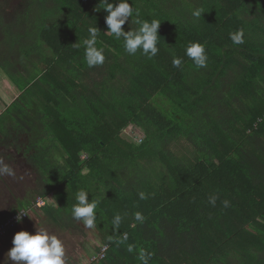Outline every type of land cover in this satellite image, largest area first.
Returning a JSON list of instances; mask_svg holds the SVG:
<instances>
[{
	"label": "trees",
	"instance_id": "obj_1",
	"mask_svg": "<svg viewBox=\"0 0 264 264\" xmlns=\"http://www.w3.org/2000/svg\"><path fill=\"white\" fill-rule=\"evenodd\" d=\"M127 2L124 31L160 21L151 59L107 32L104 0H0V69L19 90L0 111V161L34 175L19 196L22 179L0 175V222L40 196L42 223L78 232L70 209L85 190L106 242L88 264H140L141 249L148 264H264V0ZM90 27L105 56L93 67ZM190 42L204 46L206 67L185 55ZM129 125L139 143L121 134Z\"/></svg>",
	"mask_w": 264,
	"mask_h": 264
},
{
	"label": "clouds",
	"instance_id": "obj_2",
	"mask_svg": "<svg viewBox=\"0 0 264 264\" xmlns=\"http://www.w3.org/2000/svg\"><path fill=\"white\" fill-rule=\"evenodd\" d=\"M105 6L102 8L106 11L105 23L108 31L117 40H123V47L129 55H135L138 51L147 56L149 59L154 57L159 49L158 42V27L160 21L153 19L152 21L136 19L133 21L138 27L131 28L124 31L123 25L128 21V18L133 16L134 9L127 0H118V3L104 0ZM201 9L193 11L194 17H201ZM139 17V13H136ZM97 27H90L88 29L89 37L83 40L84 46V60L88 67L101 65L104 63V49L98 48L97 35L99 33ZM229 38L235 45L244 43V33L242 29L229 33ZM185 55L189 57L197 67H206L207 55L204 46L198 42H190L185 47ZM173 66L179 68L181 66V59L173 57ZM14 170L7 164L0 161V175H14ZM89 192L80 190L76 194V203L72 205L70 212L74 219L82 221L87 228H93L96 222V209L98 207V200L87 199ZM140 199H147V195L141 191L138 193ZM217 197L215 195L209 197V203L215 205ZM225 207L228 206V201H223ZM134 218L137 222H143L145 217L142 213H134ZM17 221L20 217L17 216ZM122 217L117 214L114 217L113 225L118 227L121 223ZM127 240V236L124 237ZM12 247L7 251L6 256L13 264H65L64 247L57 236L50 234L43 228H37L34 234L28 231L21 230L14 234L12 238ZM128 252L135 251L132 245L128 246ZM151 258V253L141 249L137 254V259L140 264H148Z\"/></svg>",
	"mask_w": 264,
	"mask_h": 264
},
{
	"label": "rangeland",
	"instance_id": "obj_3",
	"mask_svg": "<svg viewBox=\"0 0 264 264\" xmlns=\"http://www.w3.org/2000/svg\"><path fill=\"white\" fill-rule=\"evenodd\" d=\"M15 74L19 76V72ZM18 93L19 90L16 84L11 78L7 76L4 70L0 69V111L12 99H14ZM121 134L124 135L128 141L137 143H139L143 138V131L133 125L126 126L124 129H122ZM55 152L57 154V150H55ZM14 173L15 174L12 176L14 184V181L18 183L20 179H22L21 182L15 186L17 189V195L19 196L21 195V189H19L21 186H19V184L21 185L24 182L26 185H33L32 183L34 181V175L27 170L20 171L19 166L17 169H15ZM102 194V192L99 193V195ZM49 201L56 204L55 198L52 196V194L49 195ZM31 215L33 219L28 220L29 223L26 224V228L34 233L36 232L37 228H43L50 234L57 236V238L61 240L64 247V256L67 258L65 264H88L90 257L92 256V252L98 250L103 244H106L104 241V234L96 227L87 228L84 223L79 222L81 229L78 232L72 233L58 227L50 225L48 226L44 224V222L42 223V221L34 215V212H32ZM17 229H19V227Z\"/></svg>",
	"mask_w": 264,
	"mask_h": 264
},
{
	"label": "built area",
	"instance_id": "obj_4",
	"mask_svg": "<svg viewBox=\"0 0 264 264\" xmlns=\"http://www.w3.org/2000/svg\"><path fill=\"white\" fill-rule=\"evenodd\" d=\"M85 157L86 155L83 154L82 158H85ZM44 204H45L44 198L37 196L36 200L32 204H30L27 209L22 208L20 210L12 212L6 219L0 222V237L3 236L5 233H7L12 228H14L17 224L25 220L28 217L29 212H31L34 207L39 208L43 206ZM17 216L20 217L19 221H17L16 219ZM105 249H106V246L101 247L98 252L94 253L90 257V261H96V260L103 258L105 254Z\"/></svg>",
	"mask_w": 264,
	"mask_h": 264
},
{
	"label": "crops",
	"instance_id": "obj_5",
	"mask_svg": "<svg viewBox=\"0 0 264 264\" xmlns=\"http://www.w3.org/2000/svg\"><path fill=\"white\" fill-rule=\"evenodd\" d=\"M12 202H15V198H13ZM10 203L11 202H8V205ZM12 204H15V203H12ZM31 214H32V211H31ZM30 216H32V215H30ZM26 219L23 220L22 222H20L19 224H17L14 228H12L7 233H5L3 236L0 237V264H13V262L7 258L6 253L13 246L12 245V238L16 232L21 231V230H25V231H28L30 234H34V232H32L26 228V224L29 223L28 220L26 221ZM18 227H19V229H17ZM66 259L67 258H65V256H64L65 261H66Z\"/></svg>",
	"mask_w": 264,
	"mask_h": 264
}]
</instances>
